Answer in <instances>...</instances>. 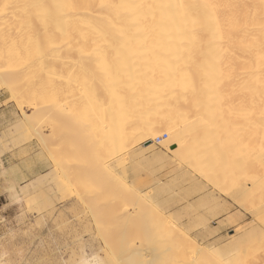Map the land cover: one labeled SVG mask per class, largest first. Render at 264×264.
<instances>
[{
    "label": "bare ground",
    "instance_id": "6f19581e",
    "mask_svg": "<svg viewBox=\"0 0 264 264\" xmlns=\"http://www.w3.org/2000/svg\"><path fill=\"white\" fill-rule=\"evenodd\" d=\"M32 70L39 73L40 94L27 86L8 90L21 109L70 125L73 154L64 169L76 167L77 176L90 179L134 143L146 149L159 140L199 175L183 178L249 198L256 204L253 217L263 215L264 0H0V77L10 71L19 83ZM198 123L202 127L191 131ZM113 182L127 190L119 193L121 206L112 208L133 226V236L123 247L104 238L100 248L107 254L79 264L264 262L263 227L257 236L253 227L243 229L246 243L231 230L220 251L206 253L205 240L215 231L202 199L190 202L200 208L193 213L197 222L179 228L173 201L155 209L147 197L138 203L139 193L121 179L109 178L103 187ZM186 210L180 218L191 215ZM256 242L259 255L249 250Z\"/></svg>",
    "mask_w": 264,
    "mask_h": 264
},
{
    "label": "rangeland",
    "instance_id": "374dc122",
    "mask_svg": "<svg viewBox=\"0 0 264 264\" xmlns=\"http://www.w3.org/2000/svg\"><path fill=\"white\" fill-rule=\"evenodd\" d=\"M16 72L18 71L16 70ZM5 73L3 79L0 77V99L3 101V110L0 116V154H4L3 157L6 160V163L0 168V247L6 248L11 254L20 249L32 252L40 248L45 252H63L65 258L71 259L83 256L85 249L90 252L92 248L96 249L97 253L88 254L90 257L99 259L107 254L105 248H100L104 238V240L110 241L113 246L117 245L116 242L119 246L122 243L121 247L127 244L130 237L133 236L131 230L134 228L133 226L132 229L131 226L128 227L129 225L124 222L123 216L120 217L117 214L119 208L114 209L116 212L112 208H116L119 206L118 204L121 206V203H117L119 202V193L124 195L127 190L118 182H113L116 185L111 184V189L103 187L109 178L121 179L123 184H127L129 190H136L140 195L137 201L140 204L154 201L152 205L154 204L155 207L154 205L153 207L161 209L160 207L168 206V202L173 201L177 209L172 214L179 228L190 226L193 221L197 222L198 219L196 220L197 217L194 219L193 213L194 215L197 214L200 208L196 206L197 203L190 205V202L202 199V204L206 203V205L204 209L201 208V211L207 217L212 216V229L216 233L206 238L205 245L210 244L206 253L220 251L223 246L221 244L227 243L226 240H229L231 230L238 229L237 231L243 232L245 228H247L246 231L254 229L256 234L254 235L257 236L256 232L260 228H264V213L263 215L259 214V217H253L252 212L254 213L256 209L253 206L256 204L254 202L252 204L251 199H243L242 196H236L233 199L214 186L203 185V183H199V180L189 179L187 176L183 178L182 174L197 179L199 175L194 174L186 165L180 163L177 160L178 157H175L176 153L172 154L168 148L165 149L159 143L156 144V141L146 149L142 144L136 143V145L134 143L124 158L119 157L117 161L107 162L103 170L100 168L91 173L90 179L86 178V180L80 175L81 173L77 176L76 167L71 166V169L69 167L65 169L68 170L67 173L73 169L72 172L74 173L64 174L63 170L65 169L62 166L66 165L67 159L73 154V150H69L72 143H69L68 140L72 137V132L69 131L70 125L65 120L58 119L59 117L52 119L47 117L45 119L46 116H43L42 113L33 112L35 111L33 108L24 106L21 109L12 99V94L8 90L9 85H12L9 86L10 88H14L13 92L25 86H27L25 89L27 88L35 94L42 92V87L38 83L40 79L37 75L39 74L38 71L32 70L26 77H22L19 83L14 82L10 77L12 74L10 71ZM27 125H31V128ZM202 125L200 123L195 124L191 131L201 128ZM33 126H35L36 131L32 130ZM162 137L166 139L165 133L162 134ZM122 159L127 160L124 162ZM121 161L123 162L121 163ZM140 182L142 185L139 184ZM146 183H149L147 184L148 187L145 185ZM93 187L96 188L93 189ZM152 190L153 194L156 192L154 195ZM199 190L203 191L198 193ZM120 191H123L124 194ZM119 198L122 202V198ZM236 200H238L237 204ZM181 201L182 203H176ZM240 201L242 204H239ZM157 205L158 207H156ZM239 205L244 208L242 209ZM185 208H189L191 215L189 214L182 219L179 217L182 213L180 211L186 210ZM191 208L192 210H190ZM196 208H199L198 212ZM194 210L196 212H192ZM250 210L254 211L251 212ZM127 213H133L131 208L127 209ZM258 220L262 221L259 223ZM178 222L182 224L180 225ZM261 223L263 224L261 225ZM242 226L245 227L242 228ZM139 227L137 230L140 229ZM240 232L234 236L240 237L239 242L244 243L246 237ZM254 235L253 237H255ZM119 237L121 238L119 239ZM254 245L257 246L258 243L256 242ZM254 245L249 250L253 251L252 253L255 255H259L262 247H255ZM253 246L257 249H254ZM116 249L118 250V248ZM119 250L121 251L120 248ZM234 264L238 263L235 262ZM247 264L253 263L247 262Z\"/></svg>",
    "mask_w": 264,
    "mask_h": 264
},
{
    "label": "crops",
    "instance_id": "0c3cea01",
    "mask_svg": "<svg viewBox=\"0 0 264 264\" xmlns=\"http://www.w3.org/2000/svg\"><path fill=\"white\" fill-rule=\"evenodd\" d=\"M2 103L3 101L0 99V116L3 110ZM3 156L4 154H0V168L6 163L5 157ZM87 251L88 250L85 249L84 255L81 257L79 256L78 258L73 257L71 259H67L63 256V252L59 253L58 251L45 252L38 248L30 252L29 250L20 249L15 251L14 254H11V252L1 246L0 264H79L83 259L89 258L90 255L97 253L96 249L92 248L90 252ZM88 253H90V255ZM76 259L78 260L76 261Z\"/></svg>",
    "mask_w": 264,
    "mask_h": 264
},
{
    "label": "built area",
    "instance_id": "2783aa9c",
    "mask_svg": "<svg viewBox=\"0 0 264 264\" xmlns=\"http://www.w3.org/2000/svg\"><path fill=\"white\" fill-rule=\"evenodd\" d=\"M161 140L163 139L162 137L160 138ZM156 144H158L159 143V140H156V142H155Z\"/></svg>",
    "mask_w": 264,
    "mask_h": 264
},
{
    "label": "snow or ice",
    "instance_id": "6c2138e0",
    "mask_svg": "<svg viewBox=\"0 0 264 264\" xmlns=\"http://www.w3.org/2000/svg\"><path fill=\"white\" fill-rule=\"evenodd\" d=\"M4 7H7V5H4Z\"/></svg>",
    "mask_w": 264,
    "mask_h": 264
}]
</instances>
